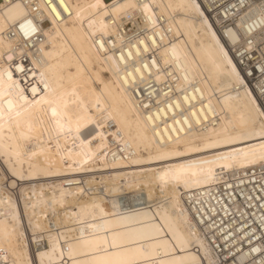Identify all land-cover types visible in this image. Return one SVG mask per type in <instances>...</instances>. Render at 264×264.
<instances>
[{"label": "snow or ice", "instance_id": "obj_1", "mask_svg": "<svg viewBox=\"0 0 264 264\" xmlns=\"http://www.w3.org/2000/svg\"><path fill=\"white\" fill-rule=\"evenodd\" d=\"M174 7L198 25L201 48L214 51L215 69L243 100L239 119L218 123L210 77L166 22ZM57 56L67 62L54 64ZM117 96L137 116L132 144ZM35 132L48 137V151L55 141L62 160L75 154V170L107 168L109 154L114 168L119 154L156 178L101 181L70 215L53 207L48 227L29 218L21 230L12 212V228L0 227V264H264V0H0V190H19L17 203L32 175L18 141ZM186 153L209 158L191 175L184 165L165 166L168 156ZM154 162L159 172L146 167ZM83 183L87 195L95 181ZM10 199L0 196L9 211ZM132 200L151 202L148 211L119 216L139 230L95 222L118 215L106 211L109 203Z\"/></svg>", "mask_w": 264, "mask_h": 264}, {"label": "bare ground", "instance_id": "obj_2", "mask_svg": "<svg viewBox=\"0 0 264 264\" xmlns=\"http://www.w3.org/2000/svg\"><path fill=\"white\" fill-rule=\"evenodd\" d=\"M171 2L173 5H179L183 0H164V3ZM166 22L173 25L174 32H180L181 43L184 47L185 54L189 60L195 57L199 61L200 69L203 71V75L210 79L207 83V88L209 93L214 97L213 104L216 107L218 113V123L222 118L224 121L231 119H239L243 111V100L237 96L236 90L229 84L226 75L223 70H216L214 67L215 53L210 48L202 49L201 43L203 40V33L197 31L198 25L192 24L188 17V14L182 11L178 7H174L169 10V15L166 17ZM70 39V37H69ZM67 47L68 45H64ZM59 47V46H58ZM67 56L59 57L57 56L53 63H64L67 62ZM75 62V57L72 58ZM86 65H81L84 71H87ZM77 71L76 67L71 69H64L65 75L69 72L75 73ZM93 72L96 69H92ZM231 97L226 103V98ZM219 101V102H218ZM114 103V107L117 110L124 109L128 112L127 124L125 131L123 133L129 144L134 143L135 138L140 133V127L137 124L136 113L131 111L130 108H126L123 102L117 96ZM231 105V107H229ZM211 127V126H210ZM113 129H109L111 131ZM21 145V151L25 153L23 156V169L27 173L32 172L30 178L23 182V187L26 190L24 196L19 199L17 203V198L20 197V192L17 190L14 194L10 192H5L0 190V196L3 197L5 201L11 203V211L8 209V204H0V227H8L9 229L13 226L12 212L16 213L15 226L23 230L24 227L28 226L29 218L32 221L39 222L42 226L48 227L49 221L54 220L53 207H55L56 213L61 217L66 214L70 215L73 212V206H77L76 210H79V205L85 202H91L99 187L101 186L99 182L104 181L108 184H122L124 183V177L129 179L143 178L144 180H154L156 177L152 176L151 173L148 175H143L139 172V168L135 164H129L123 161L119 154L117 156L116 166L113 168L111 165L113 163L111 154L107 157L109 162V167L104 168L97 163L90 171H79L75 170V161L78 157L74 154L71 159H68L67 152H63V160L61 155H57V149L55 146V141L52 143L51 151H48V137L40 136L38 132L33 133L31 139H25L18 141ZM247 146L244 142H237L235 147L237 149H243ZM41 147L45 149L44 153L41 154ZM64 144L61 141V148L63 149ZM68 147H72L69 143ZM75 152V149L73 150ZM32 153H36L35 156ZM209 157L196 154V153H186L184 155H170L167 157L166 167H179L184 165L188 168V174L191 175L193 171L198 170L199 161L202 159H207ZM66 161V162H65ZM31 164V168L29 167ZM73 165V167H69ZM146 167H151L154 171L159 172L161 166L158 163H152L151 165H146ZM79 181H95L91 185V191L87 195H81L80 187L89 188L88 183H83L79 187L77 182ZM157 198H159V191L157 190ZM53 201L57 203L53 204ZM120 204V201H116ZM130 207L120 206L116 209L111 207L109 203L106 205V211L116 212L117 216H106L95 221L98 224L106 225L107 227L117 231V232H128L131 230H139L141 224L134 221H122L119 219L120 215H131L133 210L148 211L146 201L141 204L138 201H129ZM33 205L35 207L33 208ZM167 207V205H165ZM153 209H156V204H153ZM91 211V209H89ZM98 215V213H97ZM21 216L23 219L21 220ZM91 219V217H88ZM31 233L29 232V235ZM87 238V235L85 236ZM47 245V240L44 241ZM42 251L47 250V248L41 249ZM31 257V253H29Z\"/></svg>", "mask_w": 264, "mask_h": 264}]
</instances>
